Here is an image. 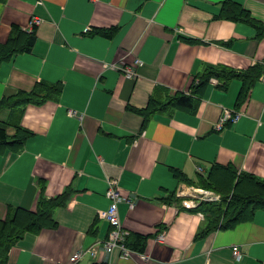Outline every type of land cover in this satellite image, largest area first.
Here are the masks:
<instances>
[{
	"label": "crops",
	"instance_id": "0c3cea01",
	"mask_svg": "<svg viewBox=\"0 0 264 264\" xmlns=\"http://www.w3.org/2000/svg\"><path fill=\"white\" fill-rule=\"evenodd\" d=\"M225 4L243 14L221 17ZM32 18L41 24L31 50L0 63V100L38 86L58 93L0 111L8 135L15 126L30 133L19 151L0 145V220L66 196L52 212L56 228L25 234L6 264H70L77 251L105 241L110 225L97 212L108 207L111 179L134 197L132 209L119 204L118 217L139 252L122 259L115 250L98 261L85 254L76 264H264L263 210L197 237L209 216L202 207L220 203L236 183L218 169L264 180V36L257 37L264 0H0V44L13 27L27 32ZM137 60L134 78L104 69ZM255 66L261 74L239 103L242 76ZM207 67L238 76L212 77L189 112L162 107L144 115L150 102L193 93ZM224 108L242 115L216 131ZM196 190L219 200L199 202Z\"/></svg>",
	"mask_w": 264,
	"mask_h": 264
},
{
	"label": "trees",
	"instance_id": "16d2710c",
	"mask_svg": "<svg viewBox=\"0 0 264 264\" xmlns=\"http://www.w3.org/2000/svg\"><path fill=\"white\" fill-rule=\"evenodd\" d=\"M241 14L243 12L238 7L232 4H225L221 17L236 20ZM257 30L258 38L264 36V27L260 26ZM34 40L35 30L25 32L18 27H13L8 40L0 44V63L7 61L15 54L29 52L34 44ZM261 71L262 69L259 66H255L243 74L242 78L244 82L238 100L239 103L242 102L243 96H245L247 91L255 83ZM236 76L238 74L227 68L207 67L203 74L194 78L190 88V91L193 93H190V95L177 93L167 103L163 104L150 102L144 115L148 117L162 107L183 109L189 112L194 108L193 96L199 94L212 77L226 81ZM50 92L58 93V88L49 86L45 87V89H40L38 86V88L30 93L18 92L12 97H3L0 100V111L6 108H18L28 104H39L48 98ZM7 126L10 125L6 123L4 126H0V145H8L14 151H19L30 133L19 126H15V133L10 136L7 134ZM218 171H222V174L226 175L231 181L235 180L236 183L235 186H230L229 191L222 193L220 203L206 204L202 207V210L208 213L209 216L206 227L197 236L198 238L214 230H229L239 224L248 221L251 222L257 210L264 211V180L259 181L248 175L237 174L233 166L220 168ZM65 196L66 193L55 199H39L37 209L34 212L22 208L8 210L6 218L0 220V264H6L9 249L28 232L38 234L42 229L56 228L57 223L53 220L52 212L55 208L63 206V198ZM140 240L143 242V239ZM126 246L132 251H138L137 248L129 245L127 242Z\"/></svg>",
	"mask_w": 264,
	"mask_h": 264
},
{
	"label": "built area",
	"instance_id": "2783aa9c",
	"mask_svg": "<svg viewBox=\"0 0 264 264\" xmlns=\"http://www.w3.org/2000/svg\"><path fill=\"white\" fill-rule=\"evenodd\" d=\"M41 24V20L38 18H32L29 22L27 27L28 32H32L35 30L37 26ZM140 61H135L131 66H117V65H104V69H112L117 71H122V73L127 78H134L135 70ZM215 83V81H214ZM222 116L218 121L217 125H215V130L220 131L226 125L236 122L242 112L230 110V109H223ZM70 116L76 115L73 112H69ZM81 118V117H80ZM108 188L105 192V197L108 200V207L105 210L98 211V218L101 220L106 221L110 225V230L108 232L107 239L100 244L93 245L92 247L86 250H79L72 257H70L69 262L70 264H76L80 261L85 254H88L91 259L95 261L101 260L105 255L112 254L113 251L118 250L120 252V257L122 259H127L130 257L131 253H134L131 249L126 246V239L128 237V232L123 229L121 221L118 217V206L121 203H126L130 209L134 207V197L124 196L118 187V182L115 179H111L107 181ZM194 198L197 199L199 202H207V201H216L219 200V196L215 193L204 191V190H196V193H193ZM183 206L186 209L193 208L194 204L192 202H185L183 201ZM161 240L162 237H159ZM238 246L232 247V257L235 261H239L241 259V252L238 249Z\"/></svg>",
	"mask_w": 264,
	"mask_h": 264
},
{
	"label": "rangeland",
	"instance_id": "374dc122",
	"mask_svg": "<svg viewBox=\"0 0 264 264\" xmlns=\"http://www.w3.org/2000/svg\"><path fill=\"white\" fill-rule=\"evenodd\" d=\"M107 64V63H106ZM125 76V75H124ZM126 77V76H125ZM127 78V77H126Z\"/></svg>",
	"mask_w": 264,
	"mask_h": 264
}]
</instances>
